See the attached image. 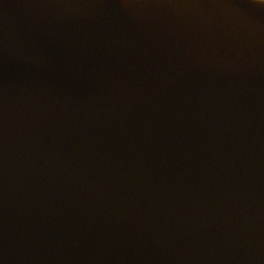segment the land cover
I'll use <instances>...</instances> for the list:
<instances>
[{
	"label": "water",
	"instance_id": "obj_1",
	"mask_svg": "<svg viewBox=\"0 0 264 264\" xmlns=\"http://www.w3.org/2000/svg\"><path fill=\"white\" fill-rule=\"evenodd\" d=\"M0 264H264V0H0Z\"/></svg>",
	"mask_w": 264,
	"mask_h": 264
}]
</instances>
